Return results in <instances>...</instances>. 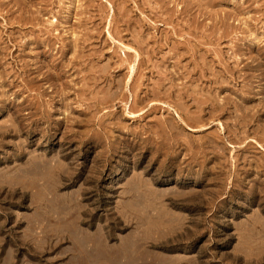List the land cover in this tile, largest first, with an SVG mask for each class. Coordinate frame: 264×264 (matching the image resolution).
<instances>
[{
  "label": "rangeland",
  "instance_id": "1",
  "mask_svg": "<svg viewBox=\"0 0 264 264\" xmlns=\"http://www.w3.org/2000/svg\"><path fill=\"white\" fill-rule=\"evenodd\" d=\"M0 184V264L257 262L264 0H0Z\"/></svg>",
  "mask_w": 264,
  "mask_h": 264
},
{
  "label": "bare ground",
  "instance_id": "2",
  "mask_svg": "<svg viewBox=\"0 0 264 264\" xmlns=\"http://www.w3.org/2000/svg\"><path fill=\"white\" fill-rule=\"evenodd\" d=\"M36 166H34V168H35ZM33 170V169H32ZM31 170V171H32ZM28 176V175H27ZM27 176H25V177H27ZM10 177H12V176H10ZM24 176L23 177H17V178H20L19 180H17V181H15V184H13L12 182L16 179V178H13V180L11 179V178H7V175L5 176V178H7V179H4L3 181H2V184H9L10 186H9V189H8V193L10 194V195H15L16 193H17V190L15 189V187H16V185H21V188H19V190H22V192L25 194L27 191V189L29 188V184H32V183H34V182H36V181H34V180H27L28 179V177L27 178H25ZM2 179V178H1ZM31 179V178H30ZM64 179V178H63ZM0 186H1V184H0ZM6 188H8V187H6ZM3 189V187H0V192H1V190ZM26 195V194H25ZM142 225V224H141ZM256 253V252H255ZM262 255V254H261ZM255 256V255H254ZM256 257V256H255ZM261 258V257H260ZM257 259H259V257L257 256ZM256 259V260H257ZM260 261H264V257H262L261 259H259ZM258 260V261H259ZM257 261V262H258ZM256 261H253V259H249V260H247V263H249V264H253V263H255ZM256 262V263H257ZM259 263V262H258Z\"/></svg>",
  "mask_w": 264,
  "mask_h": 264
}]
</instances>
